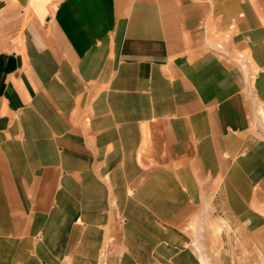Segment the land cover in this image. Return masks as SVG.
<instances>
[{"label":"crops","instance_id":"crops-1","mask_svg":"<svg viewBox=\"0 0 264 264\" xmlns=\"http://www.w3.org/2000/svg\"><path fill=\"white\" fill-rule=\"evenodd\" d=\"M201 8L203 6L195 0H0V175H8L5 178L8 184L2 188L4 191L5 187H8V193L6 197L4 193L3 197L9 202L17 198L26 202L29 200L27 195H30L33 188L27 176L31 171L25 170L24 167H21L22 183L13 180L17 170L4 172L3 168L11 169L12 159L16 158L17 153L13 148L24 156L31 150V146H41L42 150L52 157V167L69 168L72 162L66 159L75 157L66 151L64 144V140H69L68 137L73 133L69 124L70 118H67L68 111L78 101L86 104L79 96H84V90L103 86L102 88L106 89L100 92L101 97L98 100L101 104L99 110L102 112L111 113L119 108L120 113L116 116L128 117L127 109L136 103L134 98L127 97L129 93V97L139 96V104H143L142 101H148L150 104L148 111L141 109L140 118L143 121L137 123V131L134 133L135 136L138 134L139 140L144 143L143 146L137 145L136 142L137 150L133 153L130 149L134 148L133 144L127 148L121 142L122 139L119 140V144L123 146L122 157H128L137 165H133L134 173L126 167V161H121L111 179L114 186L112 200L117 203V210L119 208L120 212L127 216V223L123 228L128 238V227L140 221L133 217V213L141 212L140 205L143 200L141 198L145 175L137 173V169L140 171L138 153L141 149L144 150L143 154L150 151L161 154L162 163H165V166L169 163L172 169L169 171L178 177L179 183L184 187L186 179L180 175L184 174L189 165L194 169L187 160L193 158L194 164V160H199L198 157L195 159L197 152H201L203 158L207 157L204 151L220 157L221 163L217 159L214 169L220 170L223 178L220 181L211 178L210 189L213 190L215 186L218 188L216 199L211 204H216L224 211L226 219L231 222L234 232L240 238H257L258 218L264 216V199L256 203L251 200L249 216L238 218L239 216L231 214L232 205L227 198L242 180L251 188L255 187L258 179L264 181V175H260L258 179L254 176L260 162L259 155L264 152V143L253 145L251 142L254 141H251L247 154L243 156L240 153L246 142L240 128L248 124L244 118L247 107L239 104L243 97L240 75L238 74V78L234 71L230 73L224 62L209 54L199 60L195 56L185 55L186 52L183 51L185 40L198 39L199 44L204 41L203 36L208 29L201 22ZM210 8L209 13L217 20L216 30H226V23L228 27L237 26V40L243 42L244 48H250L251 55L263 66L262 72H257L255 77L259 80L263 75L260 80H264V0H211ZM230 18H233V21L229 22ZM213 68L216 71L210 74L209 71ZM224 70H227L228 77H231L227 91L218 80ZM141 71L147 73L143 74ZM151 73L153 74L148 75ZM219 86L220 89L216 90ZM131 89L134 91L131 92ZM171 94L174 97L172 104L170 99L168 103L162 102L168 97L166 95ZM154 95L163 96L162 101ZM155 98L160 101L159 107L153 104ZM214 100L217 102L211 103ZM124 106L125 108H120ZM95 110L93 107L92 112L95 113ZM216 115L220 116L218 123L208 122ZM200 116H207V119H200L195 123V118ZM98 121L99 118L95 117V114L86 115L83 125L97 129ZM216 126L215 131L211 130L209 133V129H212L209 127ZM146 128L148 133L144 134ZM180 133H185L183 137L186 139V145L179 144L180 147H175L176 137L174 140L173 137L180 136ZM207 133L214 135V147L201 146L206 140L209 141V137L204 136ZM220 139L223 147L221 150L218 146ZM82 142L83 140L76 141L74 137L72 149L83 148ZM58 143L62 146L59 147ZM110 151L113 155L117 152L115 140ZM39 157L43 158V155ZM3 158H7L5 160H8L9 167L4 165V161L1 162ZM108 158L111 161L110 156ZM78 164L79 161L75 160L71 166ZM247 167L249 173L243 178ZM263 167L259 166L258 169H264ZM83 168L80 164L79 169ZM258 173L263 174V171ZM130 174L132 176L127 177ZM119 175L121 179L117 180ZM119 181L123 185V199L120 201L119 187H115ZM129 182L135 184L136 191L127 186ZM39 186L45 189L46 184ZM131 190L133 193L129 196ZM2 195L0 193V198ZM44 202L41 203L43 207L47 205V202ZM29 208L32 211L34 209L31 205ZM60 210L63 212L61 219L56 218L59 209L54 211L53 208L48 213L42 208L39 210V217L33 223H45L35 231L40 232L42 236L40 243L33 240L30 217L25 215L26 218L22 219L12 215L13 223H17L19 218V222L23 221L27 225L25 224L22 232L25 234L24 239L20 237V240H17L18 232L15 229L9 233L14 238L9 239V249L12 248V251L25 257L17 259L13 255L14 257L8 259L7 246L2 245L0 241L3 247L0 248V264H58L56 261L44 262V255L61 245L62 238L59 237L65 227L60 228V225L77 229L82 228V220L84 221V217L69 215L64 206ZM88 217L85 219L88 223L101 221L95 215ZM106 217L108 219L109 214H106ZM246 228L249 229L248 232ZM0 238L7 236L0 234ZM72 238V244L67 242V250L64 248L67 258H72V252H79L78 247L81 248L80 236L74 237L73 234ZM103 238L102 236L97 241L102 242ZM139 246L141 248L142 245ZM255 251L257 256L261 254L258 246H255ZM190 252L191 254H188ZM190 252L186 254V259L193 264L199 257H193V252ZM223 258L222 261H226L222 262L223 264H232L229 253ZM3 259L8 263H4ZM93 263V258L78 259L77 263L69 262Z\"/></svg>","mask_w":264,"mask_h":264},{"label":"rangeland","instance_id":"rangeland-1","mask_svg":"<svg viewBox=\"0 0 264 264\" xmlns=\"http://www.w3.org/2000/svg\"><path fill=\"white\" fill-rule=\"evenodd\" d=\"M195 1L203 6L200 11L201 16H199L204 27L206 26L208 30L204 33V41L200 44L198 39L196 41H190L192 39L185 40L186 46H184L183 51L186 52L185 55L195 56L199 60L204 55L209 54L213 58H216V60L224 62L229 67L230 73L234 71V74L240 75L243 97L239 100V104L246 105L247 111L244 118L248 122V124L240 128V132L246 140L240 153L245 156L249 151L251 141H254L251 142L253 145L264 143V117H258L256 112L260 110L259 113L264 114V80H260L263 75L259 80L255 77L257 72H262L263 66L255 56L251 55V49L244 48L243 42L237 40L239 31L236 25V27L232 25L228 27V23H226L224 27V29L227 28L226 30H216L217 20L215 16L213 17L209 13L211 0ZM228 21H233V18H230ZM202 23L200 26H202ZM207 39H210L211 43ZM172 54L175 53L172 52ZM153 65H155L154 62ZM213 71H216L215 68L209 71L210 74ZM226 71L224 70V73L218 76V80H220V85L225 87L227 91L229 90L227 87L231 77H228ZM141 72L143 74L147 73L146 71ZM187 72L190 73V71ZM161 74H163V71ZM250 82H252V85ZM102 87H91L84 90V96L81 94L79 96L86 101V104L83 101H78L68 111L69 115L67 118H70L69 124L72 126L73 133L68 137L69 140H64V144L66 151L75 158H69L66 161L73 164V161L77 160L79 161L77 166L74 167L71 164L69 168L64 166L52 167V157L47 155L41 146H31V150L27 151V155L24 156L13 148L17 154H15L16 158L12 159L11 166L8 160H5L7 158L1 160V162L4 161L6 163L4 164L6 167L10 166L11 168L2 167L5 170L4 172L7 170H17L14 177L9 175L11 178L13 177L16 183H22L20 178L22 177L21 171L23 168L21 167H24L27 171H31L30 175L27 174V176L33 186L30 195H27L28 201L24 202L17 198V200L9 202L5 198L8 193V187H5L6 190L4 191L2 190L3 186L8 184V180H5L8 175H0V183L2 182L0 184V193L3 194L0 198V234L7 236V238H0V241L2 245L7 246V251H10L9 253L6 252L8 259L14 257L13 255L17 259L25 257L14 250L12 251V248L9 249L10 243H8L9 239L14 240L10 236L13 229L18 232L16 233L17 240H20V237L24 239L25 234L22 232L25 229L26 223L23 221L19 222V218L25 219V215L30 217L29 221L33 225V240L35 243H40L42 242V236L40 232L36 233L35 231L36 228H42L45 223H33L39 217V210L42 208L44 212L48 213L53 208L54 211L59 209V215L57 214L56 218L61 219L60 215L63 212L60 209L64 206L69 215H78L79 218L84 217V221L89 218L88 216L93 217L95 215L101 221L88 223L82 220V228L78 227L77 229H73V227L68 228L67 225L61 227L60 225V228L65 227V231L63 233L60 232L62 235L59 237V239L62 238L61 245L59 244L56 249L44 255V262L47 263L56 261L58 264H69V262L77 263L78 259L87 260L93 258V264H192L186 259V254L192 251L193 257H199L193 264H223L226 263V261H222L226 253L230 254L229 260H231L232 264H264V216L258 218L259 224L257 228L259 229H257V238L249 239L247 236H245L246 238H240L234 232V228L231 222L226 219L224 211L217 207L216 204L215 206L211 204V202L214 203L218 192L216 186L213 190L210 189L211 178L213 180L218 179V181L223 178L221 171L214 169L215 161L218 159L221 163V159L220 157L217 158V156L207 154L205 151L204 153L207 157L204 158L201 152L195 153V159L198 157L199 160H194V164H192L193 158L190 157L191 159L187 160L189 164L194 166V169H191L189 165V167L187 166L188 169L185 167L184 174L180 175L186 179L184 182L186 184L185 187L179 183L178 177L169 171H172L169 163H166L168 167L165 166V163H162L161 154H155L153 151L143 154V149L139 151L138 166L140 171L137 169V173L145 175V182L141 198L143 200L140 205L141 212L137 214L133 213V217L140 219V221H134V225L128 227L129 238L126 236V231L123 227L127 223V216L125 213L120 212L119 208L117 210V203L115 200H112L114 186L111 184V179L114 170H117V165L121 161H126V167L130 172L134 173L135 168L133 165L135 164L128 157H122L121 149H123V146L119 144V140L122 139L121 142L127 148L133 144L134 148L130 147L133 153L137 150L136 142L137 145L143 146L144 143L139 140L138 134L135 136L134 133L137 131V123L143 121L140 118L141 109L143 108L142 110L148 111L150 104H148V101H142L143 104H139V96L135 94L136 96L129 97L130 93L128 92L127 97L134 98L133 100L136 101L134 106L127 109V112L129 111L128 117H117L116 114L120 113L119 108L111 113L102 112L99 110L101 104L98 101L101 97L100 92L106 89ZM217 89H220V86ZM130 91L133 92L134 89ZM154 96L161 98V101L163 99V96ZM166 96L168 97L162 102L168 103L170 99V104H172L173 95ZM158 98H155V102L153 103L155 107L161 105L160 101H157ZM210 98L212 99V97ZM215 102L217 100L211 103ZM93 107L96 109L95 113L92 112ZM120 108H125V106ZM139 112L140 114H138ZM94 114L95 117L99 118L97 129L89 126L84 127L83 121L85 116H93ZM105 114L108 115L105 116ZM205 118L207 119V116L196 117L195 123ZM219 118L220 116L216 115L210 118L208 122L215 121L218 123L220 121ZM209 128H212L209 129V133H211L210 131H215L217 126ZM58 130H61L60 127H58ZM147 133L146 128L144 134ZM209 133L204 135L209 137V141L206 140V142L201 144L202 147L206 145L211 148L216 145V141L214 138L212 139L214 135H209ZM184 135L185 133H180V136L173 137V140L176 137L175 147L186 145ZM218 135H221V131ZM74 137H76V141L83 140V148L72 149ZM133 137L135 139L131 142V138ZM113 140H115V144L117 145V152L114 155L110 151L113 147ZM200 140L202 141V139ZM49 145L52 148V144L49 143ZM58 145L59 147L62 146L61 143H58ZM218 146L220 150L223 148L221 139ZM40 155H43V158H40ZM108 156H110L111 161ZM131 156H134V154H131ZM259 160L260 162L257 164L256 169L257 173H254L257 179L260 175L262 177L264 175V169H258L259 166H264L263 151L259 155ZM80 164L84 166L83 169H79ZM135 166L137 167V165ZM153 167L161 168L162 170ZM253 170H255V167ZM259 171H263V174L258 173ZM244 173L243 178L249 173L248 167L244 170ZM130 176L132 174L127 177ZM117 177V180L121 179L120 175ZM40 184H46L45 189L39 186ZM127 186L136 191L135 184L132 182H129ZM115 187H119L118 199L120 201L123 199V185L119 181V184H116ZM132 190L129 196L132 195ZM4 193L5 197H3ZM17 193H21V191H17ZM263 199L264 181L262 179H258L254 188H251L242 180L227 198L232 205L230 207L231 214L235 215V217L239 216L238 218L249 216V209L252 206L250 204L251 200H255L256 203ZM44 201L47 202L45 207L41 206L42 202L45 203ZM30 205L34 208L33 211L29 208ZM106 214H109L108 219ZM12 215L19 217L17 223L12 222ZM246 231L248 232L249 229L246 228ZM73 234L74 237L80 236L81 248L78 247L80 249L79 252H72V258H67L64 255V248L67 242L68 244H72L74 241L72 238ZM49 235H51V232ZM102 236L104 237L102 242H98L97 240L100 237L102 238ZM5 239H8V241ZM49 240L51 243L50 238ZM140 244L142 245L141 248ZM2 245L0 244L1 249H3ZM255 246H258L261 252L258 256L256 255ZM70 247L71 245L68 249ZM188 254H191V252ZM3 261L4 263H8L4 259Z\"/></svg>","mask_w":264,"mask_h":264},{"label":"bare ground","instance_id":"bare-ground-1","mask_svg":"<svg viewBox=\"0 0 264 264\" xmlns=\"http://www.w3.org/2000/svg\"><path fill=\"white\" fill-rule=\"evenodd\" d=\"M207 40H208V39H207ZM208 42L211 43V42H210V39L208 40ZM217 46H218V45H217ZM251 79H252V78H251ZM248 80H249V79H248ZM251 81H252V80H251ZM250 84L252 85V82H250ZM253 84H254V82H253ZM256 112H257V116H258V117H261V118L264 117V114L262 115V113H259L260 110H258V111H256ZM261 120H262V119H261Z\"/></svg>","mask_w":264,"mask_h":264}]
</instances>
